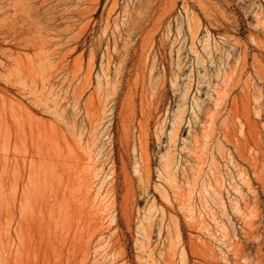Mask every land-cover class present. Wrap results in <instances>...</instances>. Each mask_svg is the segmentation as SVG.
<instances>
[{
	"label": "rangeland",
	"instance_id": "obj_1",
	"mask_svg": "<svg viewBox=\"0 0 264 264\" xmlns=\"http://www.w3.org/2000/svg\"><path fill=\"white\" fill-rule=\"evenodd\" d=\"M0 264H264V0H0Z\"/></svg>",
	"mask_w": 264,
	"mask_h": 264
},
{
	"label": "bare ground",
	"instance_id": "obj_2",
	"mask_svg": "<svg viewBox=\"0 0 264 264\" xmlns=\"http://www.w3.org/2000/svg\"><path fill=\"white\" fill-rule=\"evenodd\" d=\"M194 32V31H193ZM194 36V35H193ZM208 37V36H207ZM209 43V42H208ZM220 100H218L217 99V101L216 102H219ZM182 107V106H181ZM181 107H179V110H178V112L176 111V115H175V117L173 118L174 120H173V125H172V131H171V133H172V135H171V138H172V142L175 140V138H176V136H177V132H178V127L182 124V122L184 121V117H183V107L181 108ZM82 133V132H81ZM210 134L208 133V132H206V134H205V136L204 137H208ZM81 136V135H80ZM80 138V137H79ZM206 140V139H205ZM81 142V141H80ZM90 150V149H89ZM197 154V153H196ZM175 169V168H174ZM173 169V170H174ZM163 170H164V172L166 173V174H169L168 172V170H169V166L166 164L164 167H163ZM172 175V177H174L173 176V174H171ZM169 175H167V177H168ZM170 177V176H169ZM168 177V178H169ZM167 178V179H168ZM171 178V177H170ZM172 179V183L174 182L175 183V179H173V178H171ZM196 181H197V179H196ZM104 184V183H103ZM109 184V183H108ZM204 185V184H203ZM210 187V186H209ZM178 188V187H177ZM211 188V187H210ZM166 194V193H165ZM233 209L236 211V212H239V208H238V204H237V202L236 201H234L233 202Z\"/></svg>",
	"mask_w": 264,
	"mask_h": 264
}]
</instances>
